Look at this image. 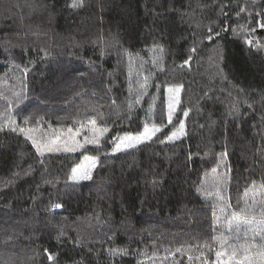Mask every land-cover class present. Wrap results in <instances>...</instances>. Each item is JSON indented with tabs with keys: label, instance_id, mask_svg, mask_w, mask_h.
Returning a JSON list of instances; mask_svg holds the SVG:
<instances>
[{
	"label": "trees",
	"instance_id": "16d2710c",
	"mask_svg": "<svg viewBox=\"0 0 264 264\" xmlns=\"http://www.w3.org/2000/svg\"><path fill=\"white\" fill-rule=\"evenodd\" d=\"M71 3L0 0V264H217L258 247L243 221L264 212V0ZM175 86L172 124L114 152L166 123ZM82 124L98 145L42 157L19 131L47 143ZM85 157L92 179L75 183Z\"/></svg>",
	"mask_w": 264,
	"mask_h": 264
},
{
	"label": "snow or ice",
	"instance_id": "6c2138e0",
	"mask_svg": "<svg viewBox=\"0 0 264 264\" xmlns=\"http://www.w3.org/2000/svg\"><path fill=\"white\" fill-rule=\"evenodd\" d=\"M85 0H72V3L70 7L72 9H79L84 7ZM261 28H264V24L259 25ZM211 31V29H209ZM253 32L256 31L255 28L252 29ZM211 39V37H209ZM248 44H251L252 41L248 40L246 41ZM163 51V49H161ZM192 51H195V48L192 49ZM185 63H188V61H185ZM145 85H141V88H144ZM182 90V86H175V87H169L168 92L172 93L173 95L169 97L168 103H167V113H166V123L165 118L162 117L161 123L159 125L152 124L149 126L148 124H145L143 127V133L137 136H131L126 135L122 139H119L115 142V146L113 151L114 152H120V151H127L128 149L134 148L139 144L145 143L146 141H150L153 136L161 132L164 127H166L167 124H172L174 112L176 110V106L179 104V92ZM19 95V94H17ZM26 97L20 96V100L22 101ZM136 103H139V100L136 101ZM131 107V105H129ZM251 107V105H250ZM183 117L186 119L189 116V111H183L182 113ZM9 120L10 123H15L14 119L7 115L5 117ZM27 120L24 121L25 124H27ZM90 127L87 128L88 131H92L95 133L97 131L96 121L91 120ZM174 131L171 132V135L166 136L167 142H174L176 140H179L187 135L186 133V125L183 120L179 122V126H174ZM85 126L82 124L79 129H72L69 128L67 132H62L60 136L50 140L47 143H38L31 135H28V130L24 128H20L19 131L21 133H24L26 135V138L32 141V144L35 148V151L37 154H39L41 157L44 155L45 152L48 153H55V152H61V151H76L79 148H82L84 144L87 143H95L99 144L98 140H89L87 137H85L84 144H81L79 140L76 139L80 135L82 131H85ZM12 131H16V128H12ZM99 131H107V129H100ZM64 139L65 142L62 145L61 140ZM71 143V147L68 146V143ZM159 143H165V139L161 138L158 140ZM227 157V151H223L220 154V160L221 162H225ZM85 160H90V165L85 168V166L80 165L78 167H75L72 169L71 179L75 183H79L80 181L84 180H91V170L95 168L98 161L94 157H85ZM40 163L43 164L44 161L41 159ZM213 173L216 172V169H212ZM217 180L219 182H224L227 180V176L223 177H217ZM257 186L253 185V189H256ZM259 192L262 196H264V184L259 186ZM217 197L220 196V193H216ZM245 196H248V192L245 193ZM262 205H264V201L260 202ZM54 209H62L63 205L61 203H53L51 205ZM223 208L221 209V212H223ZM235 222L239 224L241 222L239 215H234L233 221L229 222V227H231V224ZM243 222L245 223H255L257 225V228L259 230V234L261 237V243L257 247L255 245L251 246H245L242 253H238L235 249L231 251V253H228L229 256L228 259L222 260L221 257L226 255L225 253L218 252L217 253V264H264V212L261 213V217L259 220L253 216L251 220L245 219ZM257 228H254L253 231H257ZM176 251H180V249H177ZM240 256L241 258L237 259V257ZM48 258L51 260L53 259V256L49 254Z\"/></svg>",
	"mask_w": 264,
	"mask_h": 264
},
{
	"label": "rangeland",
	"instance_id": "374dc122",
	"mask_svg": "<svg viewBox=\"0 0 264 264\" xmlns=\"http://www.w3.org/2000/svg\"><path fill=\"white\" fill-rule=\"evenodd\" d=\"M263 40H264V37H263ZM76 139H78V137H76ZM61 144L63 145V143H61ZM70 145H71V143L68 146L71 147Z\"/></svg>",
	"mask_w": 264,
	"mask_h": 264
}]
</instances>
